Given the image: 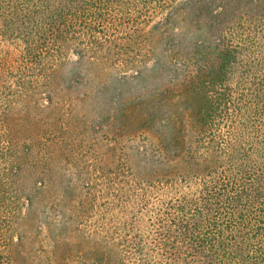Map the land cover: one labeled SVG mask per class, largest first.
I'll list each match as a JSON object with an SVG mask.
<instances>
[{"label":"trees","instance_id":"trees-1","mask_svg":"<svg viewBox=\"0 0 264 264\" xmlns=\"http://www.w3.org/2000/svg\"><path fill=\"white\" fill-rule=\"evenodd\" d=\"M92 148L97 188L13 235L57 180L39 150ZM0 264H264V0H0Z\"/></svg>","mask_w":264,"mask_h":264},{"label":"rangeland","instance_id":"rangeland-1","mask_svg":"<svg viewBox=\"0 0 264 264\" xmlns=\"http://www.w3.org/2000/svg\"><path fill=\"white\" fill-rule=\"evenodd\" d=\"M164 16V14H163ZM159 18H161V15L159 14L157 17L154 18V20H158ZM178 22V21H177ZM171 28L172 25H171ZM147 30V28H146ZM174 30H176L174 28ZM66 60H69V62H71L72 67L73 65V61L76 60V57L71 54V52H68V54L66 55ZM122 72H129V71H122ZM72 73L71 70V66L69 68H67L64 72V78L66 80H68L70 78V75ZM117 73V72H116ZM116 73L115 71L110 72V74H112L111 76H107L106 78L103 79V81L106 83L105 84V88L102 92L101 98H96L95 100L98 102H94V104H98V106H102V102H105L107 100L113 101L115 99H117L118 97H120V99L122 98L123 95L120 94V96L117 95L118 91L122 90L125 88V85L123 84H119L117 78H116ZM120 73V72H119ZM118 73V74H119ZM136 84V83H135ZM35 104H33L32 106H34ZM45 105V104H44ZM46 106V105H45ZM20 108V106L16 107L17 112L22 113V110H18ZM31 108V107H30ZM42 110H40L39 108L36 107H32L30 109L29 114H27L28 120H32L35 118H49L51 113L49 112L50 110L46 109V108H41ZM16 112V114H17ZM19 120H21V118H19ZM49 126V127H48ZM48 131L45 133L44 137H46L49 132H52V127L48 124ZM102 142L104 143H108L107 139L102 138ZM112 142V141H111ZM109 144H112V143ZM47 144V141L45 142ZM101 151L103 152V146L101 148ZM22 152V149L19 151ZM94 150L92 148V150H85L84 149H80L75 151V159L73 161V163L71 165H67L64 168H61V165L59 167H57V163L58 161H56L55 163H53L51 160H49L51 158V156H49V150L47 151L46 149H42L39 150V152L36 154L35 160H38L36 162H38L37 165H39V162H43V159L46 158V162L49 166V169L46 171L44 170L45 174L47 175V177H57V180L55 182H50L51 186H50V190L52 196H50L48 198V196L44 197L43 195L39 196H35V203L31 206V209H33V211H35L34 209L37 208L36 210V214L35 212L30 215L29 213V207L27 206L26 200L25 199H20L21 204H20V210L17 211L16 215L18 218V223L20 224L17 229L12 233L13 235L15 233H20L24 230V225L25 226H33L35 225V220H40L43 216H48L50 215V220L51 217H54L55 220L57 221V219H60L61 217L64 218L68 215L71 216V210L72 208L67 205V207L65 205H61V203L63 202L64 199V195L63 197H57V194L59 192H62L61 189L64 187V185H67L69 183H73V184H81V182L79 180H82V178L84 177L88 182H89V186H93L97 188V177L95 176L94 173V167L92 165V160H94L93 155H94ZM45 157V158H44ZM43 158V159H42ZM75 163V164H74ZM43 164V163H41ZM36 165V166H37ZM58 168H60V170L58 171ZM37 170H40V168H38L37 166ZM57 174V175H56ZM84 180V179H83ZM85 180V181H86ZM76 193L78 194H82V197L85 196V194H90L88 195V197H91V192L88 193L87 190H83L80 189V187H78V189H76ZM90 190H92V188H90ZM49 194V195H50ZM54 205L56 206L54 208ZM59 209V210H58ZM63 213V215H62ZM28 214V216H27ZM38 216V217H37ZM35 217V218H34ZM37 218V219H36ZM40 218V219H39ZM23 222V224H22ZM83 225H82V232L85 235H90L91 238H93L95 235L97 236L96 232H99L100 227L98 226L100 224V221L97 218V214H96V207H92V209L90 208V211L88 212V214L83 216ZM85 222V223H84ZM54 227V226H53ZM44 232L41 234L40 238H36L33 241V246H34V250L37 251V249H39V247L41 246H45L46 245V239H45V234ZM76 234H78L76 232ZM82 234V233H81ZM82 234V235H84ZM72 236V235H71ZM49 246V243H47ZM31 249V250H33ZM33 250V251H34Z\"/></svg>","mask_w":264,"mask_h":264}]
</instances>
